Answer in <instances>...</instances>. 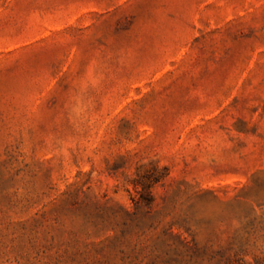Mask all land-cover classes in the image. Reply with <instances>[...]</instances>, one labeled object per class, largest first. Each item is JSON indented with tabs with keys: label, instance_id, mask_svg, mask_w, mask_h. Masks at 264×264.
Here are the masks:
<instances>
[{
	"label": "rangeland",
	"instance_id": "1",
	"mask_svg": "<svg viewBox=\"0 0 264 264\" xmlns=\"http://www.w3.org/2000/svg\"><path fill=\"white\" fill-rule=\"evenodd\" d=\"M0 264H264V0H0Z\"/></svg>",
	"mask_w": 264,
	"mask_h": 264
}]
</instances>
